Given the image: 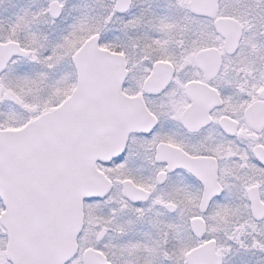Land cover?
I'll return each mask as SVG.
<instances>
[{
    "label": "snow or ice",
    "instance_id": "snow-or-ice-1",
    "mask_svg": "<svg viewBox=\"0 0 264 264\" xmlns=\"http://www.w3.org/2000/svg\"><path fill=\"white\" fill-rule=\"evenodd\" d=\"M0 264H264V0H0Z\"/></svg>",
    "mask_w": 264,
    "mask_h": 264
}]
</instances>
